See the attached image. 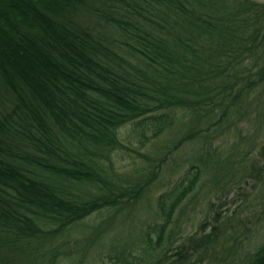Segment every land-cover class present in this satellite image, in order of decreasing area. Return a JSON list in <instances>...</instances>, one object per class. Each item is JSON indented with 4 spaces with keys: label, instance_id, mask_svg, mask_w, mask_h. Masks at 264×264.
Listing matches in <instances>:
<instances>
[{
    "label": "trees",
    "instance_id": "trees-1",
    "mask_svg": "<svg viewBox=\"0 0 264 264\" xmlns=\"http://www.w3.org/2000/svg\"><path fill=\"white\" fill-rule=\"evenodd\" d=\"M250 119L257 129L241 136ZM127 124L138 148L166 133L146 169H117L131 150L118 133ZM262 127L264 1L0 0V264L72 260L73 224L101 209L122 214L151 190L139 253L169 230L171 264H264V243L246 249L251 237L228 236L213 204L194 231L174 221L196 188L221 194L245 163L244 173L256 169ZM184 147L196 163L170 161ZM97 229L94 241L106 236ZM112 247L120 264L144 261Z\"/></svg>",
    "mask_w": 264,
    "mask_h": 264
},
{
    "label": "rangeland",
    "instance_id": "rangeland-1",
    "mask_svg": "<svg viewBox=\"0 0 264 264\" xmlns=\"http://www.w3.org/2000/svg\"><path fill=\"white\" fill-rule=\"evenodd\" d=\"M249 123L250 125L245 123V125L239 126L242 129L241 136H247L249 131L257 129V122L250 119ZM175 128L176 126L173 129ZM118 133L124 143H127L131 147V150L125 153L122 160L117 161L116 166L119 171L127 172L128 170L142 167L146 169L147 165L157 161L161 156L160 150L166 141V133L160 134L156 138L147 139L146 144L140 148H138L139 136L132 130L130 124L121 128ZM225 137L223 136V139H218L217 141L219 142H216V144L219 145L220 142L226 144L227 139ZM258 137L256 150H259V146L264 143L263 127ZM136 148H138L139 152L135 151ZM132 153H134L135 159L130 161V157L134 156ZM229 154V150L225 151V156ZM191 155L192 151L190 147H184L176 155H173L170 161L176 159V162L180 164L183 163V159L190 158ZM191 159V162L196 163V159L192 157ZM256 159V169L252 171L250 169L249 172L244 173V167L249 166V163H245V166L237 171L238 178L234 179L239 184L229 186L221 194H219L218 188L215 190L216 193L209 188H196L193 193V201L189 203L188 201L185 202L182 208L174 214V221L178 220L179 222L176 223V226L186 232L194 231L198 226L199 219L203 218L206 214L209 215V211L211 212L212 210L211 204H213L215 208H218V210L215 209L216 211L221 212L223 216H227L224 217L223 230L228 236H237L239 241H244L245 236L247 238L251 237L252 241L244 244L246 249H249L248 247L252 248L258 241L264 243V171L260 175L257 172L259 166L264 165V156L260 155ZM131 162L134 164H130ZM168 174L169 170H165V173L163 170L161 177L163 178ZM204 176L207 177L208 173H205ZM162 190V187L158 188L157 193ZM154 203L153 190H151L135 205L125 207L122 214L117 212V208L101 209L98 212L92 213L91 216L84 220L73 224L67 231V236L71 233V236H74V238L72 237L71 240H67V236L64 238V240H67L65 241L66 252L72 256V260L70 257H63L60 259L62 260L61 264H120L119 259H116L117 251L112 247L113 244H120V246L125 244V246L132 250V254H138L137 258H134L137 262L140 261V255L142 254L144 261L141 264H154L157 258L163 257L162 253L164 252L167 253L165 264H171L177 258L173 257L171 251L174 245L172 244L173 239H170L169 233L171 231L169 230L165 232L162 239L163 243L160 247L157 249H146L143 253H139V245L143 244L145 246L146 238L144 234L149 231L146 223L152 222L149 214ZM183 209H185L184 212H182ZM234 214L240 215V217ZM230 215L234 216L230 218ZM147 219H150V221ZM174 224L170 227L174 226ZM244 224L246 227H244ZM97 228L104 229L106 236L104 238L100 237L99 241H94L91 234L94 230L98 232ZM151 233L152 237H156V233ZM76 242L78 243V248ZM70 244L74 248L76 246V253L72 252L73 249H70ZM230 245H232L230 239H228V242L224 241L225 253L228 251ZM131 258L132 256L128 259L131 260ZM208 262L209 260L203 261L201 264H208ZM215 262L216 260H211L209 263L213 264Z\"/></svg>",
    "mask_w": 264,
    "mask_h": 264
}]
</instances>
